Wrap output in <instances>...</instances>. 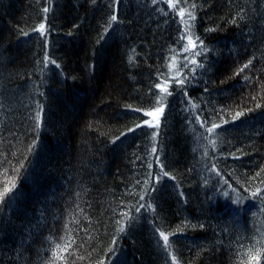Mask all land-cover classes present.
I'll return each instance as SVG.
<instances>
[{
	"label": "trees",
	"instance_id": "1",
	"mask_svg": "<svg viewBox=\"0 0 264 264\" xmlns=\"http://www.w3.org/2000/svg\"><path fill=\"white\" fill-rule=\"evenodd\" d=\"M192 3L198 56L166 0H0V264H172L158 229L178 264H264V0Z\"/></svg>",
	"mask_w": 264,
	"mask_h": 264
},
{
	"label": "snow or ice",
	"instance_id": "2",
	"mask_svg": "<svg viewBox=\"0 0 264 264\" xmlns=\"http://www.w3.org/2000/svg\"><path fill=\"white\" fill-rule=\"evenodd\" d=\"M93 2H95V0H93ZM158 2H160V0H151V3L153 5H156ZM167 4H168V8L176 11L178 16L180 17V22L183 26L184 29V34L181 36L182 40H186L187 44L184 47V51H192L195 49H199L198 51H192V55L193 56H198L200 55L202 52H206L207 49L204 47L203 42L199 40L198 36L194 35L193 32V28H194V21L196 20V15H195V8H196V4L192 3L191 4V8H188L186 5L188 4V0H166ZM114 5H119L120 0H113ZM179 5V6H178ZM43 11L45 13L49 12L50 9L49 8H45L43 9ZM163 12V10H160ZM165 15H167V13H164ZM118 21V17L116 14L111 15L110 20H109V24H108V28L112 27V24L116 23ZM36 31H39L42 37L46 38V27L44 23H41L37 29H35ZM213 29H210V31ZM107 31V29L105 30ZM172 63L169 64V70L171 71L172 68L174 67L175 61H176V57L173 56L172 58ZM131 60V58H130ZM191 63L193 64H197V67H203L202 64H198L197 61L195 59L191 60ZM49 64H55L54 60H51L50 57L46 54L44 57V66L45 68L48 67ZM251 64V60L248 61V63L244 64L237 72V74H239L240 72H243L245 69H247ZM56 67H59L58 64H56ZM171 79H175V77H172ZM248 77L245 76V80H247ZM169 80L167 79H162L160 84H157L155 87L157 89H159V95L156 96V101H155V106H153L152 108L148 109V110H143V109H135L136 111H142L143 115L151 117V120L148 121H143L142 123H138L135 128L129 129V131H135L136 128H140L143 127L144 125H147L148 127H152V128H156L158 129L160 127V118L163 116L164 111H165V107H166V98L168 96L172 95V92L169 89ZM178 83L181 84V86H183V81L179 80L177 81ZM189 104H191L192 108H196L198 107L195 104H192L191 100H189ZM241 115H243V113H236L234 119L240 117ZM196 120L197 122H200V127L204 128L205 131L208 133V136L204 137L205 139H209V143L211 145V147L213 148V150L216 149V140L214 139V137L216 136V132L215 130L219 127H221L222 125L220 124H216L213 123L211 127H206L207 122L206 121H201L200 116H196ZM40 126V114L37 113V127L39 128ZM123 135V134H122ZM158 135L157 132H153L152 133V139L153 141H155L156 136ZM212 138V139H210ZM157 153V149L155 147V144L152 147V154L155 156ZM156 160L158 163H160V167H161V171L159 174H156L155 176V182L158 184L161 180L162 177H167L168 179H174V177H172L168 172H166L164 170L163 164L162 162L159 161V157L156 156ZM149 167H151V163L149 164ZM215 170V169H213ZM218 174V173H217ZM145 185L147 186L148 181L144 182ZM16 184L15 181H9L8 184L3 188V191H0V205H2L5 201V199L9 196L10 193L13 192V190L15 189ZM153 190H155V187H153ZM148 189L147 187H145V192H147ZM253 195H256V193H253ZM261 195H264V193H261ZM145 199L144 194H140V200L143 201ZM133 207H135L136 212L139 213L141 211V209H150L153 212H155V208L153 206V204L151 202H148L147 204H143L140 203L138 204V206L133 205ZM123 219L118 221V224L120 225V227L118 228L119 232H124L125 227L127 226V223L130 222L131 220L134 219V217H132L129 213H123L122 214ZM158 235L160 238V241H162V245L161 247L163 248L164 251H166L168 253L169 256H171L172 258V264H178L177 258L176 256L173 254L172 252V244L173 242L170 239V236L175 235V233H170V232H166L162 229H158ZM72 243H74V241H72ZM71 244H68L67 247H70ZM64 251H66L67 249H63ZM110 251H112V249H110ZM53 257L55 259H63V257H57V253L55 251H53Z\"/></svg>",
	"mask_w": 264,
	"mask_h": 264
},
{
	"label": "rangeland",
	"instance_id": "3",
	"mask_svg": "<svg viewBox=\"0 0 264 264\" xmlns=\"http://www.w3.org/2000/svg\"><path fill=\"white\" fill-rule=\"evenodd\" d=\"M152 118L150 117V120H151Z\"/></svg>",
	"mask_w": 264,
	"mask_h": 264
}]
</instances>
